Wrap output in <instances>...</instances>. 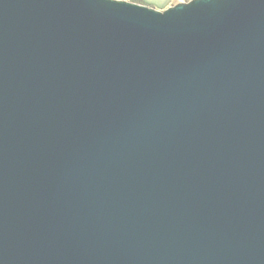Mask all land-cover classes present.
Masks as SVG:
<instances>
[{"label":"water","instance_id":"water-1","mask_svg":"<svg viewBox=\"0 0 264 264\" xmlns=\"http://www.w3.org/2000/svg\"><path fill=\"white\" fill-rule=\"evenodd\" d=\"M0 264H264V0H0Z\"/></svg>","mask_w":264,"mask_h":264},{"label":"crops","instance_id":"crops-1","mask_svg":"<svg viewBox=\"0 0 264 264\" xmlns=\"http://www.w3.org/2000/svg\"><path fill=\"white\" fill-rule=\"evenodd\" d=\"M125 1L149 6L161 12H164L168 10L169 8L176 6L179 3L188 2V0H125Z\"/></svg>","mask_w":264,"mask_h":264},{"label":"snow or ice","instance_id":"snow-or-ice-1","mask_svg":"<svg viewBox=\"0 0 264 264\" xmlns=\"http://www.w3.org/2000/svg\"><path fill=\"white\" fill-rule=\"evenodd\" d=\"M194 2H196V0H188V3H189V4H192V3H194Z\"/></svg>","mask_w":264,"mask_h":264},{"label":"rangeland","instance_id":"rangeland-1","mask_svg":"<svg viewBox=\"0 0 264 264\" xmlns=\"http://www.w3.org/2000/svg\"><path fill=\"white\" fill-rule=\"evenodd\" d=\"M123 1H125V0H123Z\"/></svg>","mask_w":264,"mask_h":264}]
</instances>
